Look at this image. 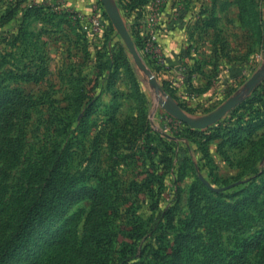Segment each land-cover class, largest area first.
Listing matches in <instances>:
<instances>
[{
    "label": "rangeland",
    "instance_id": "374dc122",
    "mask_svg": "<svg viewBox=\"0 0 264 264\" xmlns=\"http://www.w3.org/2000/svg\"><path fill=\"white\" fill-rule=\"evenodd\" d=\"M111 1L161 90L100 0H0V264H264V0Z\"/></svg>",
    "mask_w": 264,
    "mask_h": 264
},
{
    "label": "water",
    "instance_id": "95a60500",
    "mask_svg": "<svg viewBox=\"0 0 264 264\" xmlns=\"http://www.w3.org/2000/svg\"><path fill=\"white\" fill-rule=\"evenodd\" d=\"M102 3L107 16L109 17L111 23L113 24L114 28L118 32V34L123 39L134 63L139 68L141 72H143L147 77L148 81L151 86L156 88L157 90H161L159 85L157 84L155 78L152 76V73L148 70L147 66L143 62L142 58L138 54L129 34L125 27V24L121 18V15L118 11V8L113 4L111 0H100ZM263 75V72L257 73L253 76L249 82L247 83V87L251 89L259 80V78ZM237 102L236 99H231L227 101L223 106H221L216 112L209 115L204 119H193L181 112L177 107L169 102L160 103L163 108H165L171 115L176 117L181 122L187 124L191 128H204L211 123L220 119L230 108Z\"/></svg>",
    "mask_w": 264,
    "mask_h": 264
},
{
    "label": "trees",
    "instance_id": "16d2710c",
    "mask_svg": "<svg viewBox=\"0 0 264 264\" xmlns=\"http://www.w3.org/2000/svg\"><path fill=\"white\" fill-rule=\"evenodd\" d=\"M38 189H41V188L39 187ZM38 198H39V196H36V197L32 198L27 203V205L24 207V210H23V212L21 214V220L25 221L24 225L25 224L36 225V224H38V223L43 221V217L45 216V213L42 211V207L39 206V204H38V200H37ZM23 231H24V226L22 227L20 225L13 232V234L11 236V241L8 242V244L10 246H12L13 248H16V246H18L20 244L21 240L23 239V237L25 235L23 233ZM7 248H6V251L3 252V254L1 255L0 260H4L5 258H7L9 253L11 252V248L8 249V250H7Z\"/></svg>",
    "mask_w": 264,
    "mask_h": 264
},
{
    "label": "built area",
    "instance_id": "2783aa9c",
    "mask_svg": "<svg viewBox=\"0 0 264 264\" xmlns=\"http://www.w3.org/2000/svg\"><path fill=\"white\" fill-rule=\"evenodd\" d=\"M88 29H89V34L92 37H96L101 35L102 30H103V26H102V22L100 17L98 16V14L96 13V11L94 12V10L92 11V13L90 14V16L88 17ZM152 40L156 41V38L154 36H152Z\"/></svg>",
    "mask_w": 264,
    "mask_h": 264
}]
</instances>
